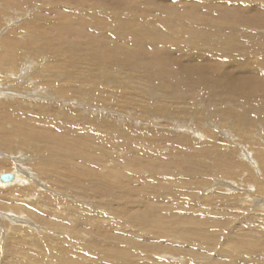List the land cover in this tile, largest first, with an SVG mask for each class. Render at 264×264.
I'll list each match as a JSON object with an SVG mask.
<instances>
[{
    "label": "rangeland",
    "instance_id": "rangeland-1",
    "mask_svg": "<svg viewBox=\"0 0 264 264\" xmlns=\"http://www.w3.org/2000/svg\"><path fill=\"white\" fill-rule=\"evenodd\" d=\"M115 57L181 112L50 95ZM0 68L51 97L0 99V174L41 184L0 187V264H264V0H0Z\"/></svg>",
    "mask_w": 264,
    "mask_h": 264
},
{
    "label": "bare ground",
    "instance_id": "bare-ground-1",
    "mask_svg": "<svg viewBox=\"0 0 264 264\" xmlns=\"http://www.w3.org/2000/svg\"><path fill=\"white\" fill-rule=\"evenodd\" d=\"M6 3V2H5ZM39 6V5H38ZM10 8V7H9ZM91 8V7H90ZM12 9V8H11ZM18 10V9H17ZM94 10V9H93ZM92 11V10H91ZM93 12V11H92ZM124 21V20H123ZM205 30V29H204ZM202 31V30H201ZM173 36V35H172ZM201 36H203V35H201ZM189 37V36H188ZM187 38V37H186ZM190 38H193V37H190ZM189 38V39H190ZM196 38H198V37H196ZM204 38V37H203ZM211 38V37H210ZM196 40V39H195ZM212 40V39H211ZM33 42V41H32ZM197 43V42H196ZM66 44V43H65ZM191 45H193L192 44V42H191ZM200 45V44H199ZM58 47V46H57ZM69 47V46H68ZM193 47V46H192ZM191 47V48H192ZM220 48V47H219ZM83 49H87V48H83ZM197 49V48H196ZM199 49V48H198ZM86 51V50H85ZM88 51V50H87ZM211 51V50H210ZM207 52H209V51H207ZM55 53V52H54ZM102 53V52H101ZM211 53V52H210ZM194 54V53H193ZM108 54H106V56H107ZM200 55V54H199ZM203 55H204V53H203ZM212 55V54H211ZM40 56V55H39ZM53 56V55H52ZM51 56V57H52ZM56 56V55H55ZM92 56V55H91ZM100 56V55H99ZM51 57H49V58H51ZM60 56H58V58H59ZM94 57V56H93ZM104 57V56H103ZM109 57V56H108ZM114 57V56H113ZM190 57H193L191 54H190ZM201 57H202V59L204 58V56H202L201 55ZM63 58H65V57H63ZM63 58H60L62 61H63ZM107 58V57H106ZM116 59H114V61L112 60V62H110V66L108 67V69L107 68H103L102 67V69L101 70H99L98 72H96V64L97 63H99L97 60L93 63V65H92V67L91 68H87V70H84L83 72H81L80 71V75H79V72H73L72 74H67V73H65V69H63L62 70V72H64L65 74L64 75H62V76H60L59 78L62 80V78L63 79H66V81H67V77H71V78H73L74 79V77H76V75L78 74L79 76H77L76 77V80L74 81L76 84H74V83H72V84H69V86L67 87V89L65 88V90H61L60 88H57V87H59L58 85H57V83L59 82V79L58 80H56L57 81V83H56V85H57V87H53L52 85V88H51V93H50V95H52V94H54V93H58L59 95H65L66 96V94H67V92H68V95H70V97H71V92H70V90H74V92L75 91H77V92H75V94H77V95H79V96H86V98H87V103L90 105V106H94V105H97V108H103V105H108V103H112V104H115V103H117L118 101L120 102V101H122L123 103H125V106L126 105H130V106H132V107H136V108H140L141 110H143L144 112H146V113H158V114H163V113H165V112H173V113H175V112H181L180 111V109H179V107L177 106V108H173V107H176L175 105L173 106V107H169V106H171V103L172 102H170V101H174V99H169L168 98V96L167 95H170V94H167V95H164V93H167V92H160L159 90H154L153 89V87H151V88H149V89H147V90H145L142 86H139V85H144L145 83H140V84H138V85H136L135 86V89H136V94L138 95V96H136V94H134L136 97H139L138 99H132V98H129L128 99V91H127V88H129L130 86V83L129 82H132V85L131 86H133V84H137V83H133L134 81V79H136V81H137V79H140V80H143V81H147V74L145 75H139V73H137V72H135V74L133 73V74H131V70H133L134 68L132 67L131 68V70L129 69L128 70V68H127V70L128 71H130V74L129 73H127L126 75H123V73L124 72H126L125 70L123 71L122 69H121V67L119 66L120 64V59H117V57H115ZM131 58V57H130ZM194 58H196V55H195V57ZM198 58H199V56H198ZM29 58H27L26 60H25V68H28V67H30V68H32L31 66H34L33 65V62L31 61V60H28ZM51 59H53V58H51ZM59 59V60H60ZM201 59V58H200ZM50 60V59H49ZM91 60V59H90ZM93 60H94V58H93ZM100 60V59H99ZM55 61H57V58L55 59ZM66 60H64L63 62H65ZM124 61H128V60H124ZM132 61V60H131ZM133 61H134V59H133ZM190 61H191V59H190ZM74 62V61H73ZM108 62V61H107ZM135 62V61H134ZM137 62V61H136ZM135 62V63H136ZM71 62H69V64H70ZM80 62H78L77 63V65L79 64ZM172 65H173V67H175V68H180L181 70H182V72H183V76H186L187 78H190V77H192L193 75H199V74H201L200 73V71L199 70H201L202 68L199 66V64H196V63H194L193 64V62H190L189 64H187V65H181L180 63H179V61L178 60H171V62H170ZM3 64H4V62H3ZM85 64H87V66H89V64H88V62L87 63H85ZM121 64H123V63H121ZM64 65V64H63ZM72 65V64H71ZM70 65V66H71ZM75 65V64H74ZM112 65L114 66V65H117L119 68H120V71L118 72L117 70H116V68H114V67H112ZM127 65V64H126ZM125 65V66H126ZM134 65V64H133ZM76 66V65H75ZM75 66H73L72 65V67L74 68V69H76L77 67H75ZM124 66V65H123ZM124 66V68H126ZM130 66V65H129ZM132 66V65H131ZM134 66H136V64L134 65ZM6 67V66H5ZM63 67V66H62ZM107 67V66H106ZM11 68V67H10ZM29 68V69H30ZM82 68V67H81ZM80 68V69H81ZM84 68V67H83ZM123 68V67H122ZM138 68V67H137ZM137 68H136V70H137ZM3 69V68H2ZM8 69V68H7ZM60 69V68H59ZM62 69V68H61ZM68 69V68H67ZM77 69H79V68H77ZM85 69V68H84ZM0 70H1V68H0ZM31 71H29V72H32V69H30ZM8 71H9V69H8ZM76 71V70H75ZM55 72H57V71H55ZM55 72H54V74H55ZM61 72V73H62ZM202 72V71H201ZM59 73H60V71H59ZM69 73V72H68ZM141 73V72H140ZM144 73V72H143ZM146 73V72H145ZM23 74V73H22ZM125 74V73H124ZM203 74V73H202ZM15 74H13V73H7V75H6V73H5V76L4 77H2L3 79H1V75H0V99H4V100H6V98H8L9 97V100L10 99H12V98H14V97H18V96H23V97H28V98H34V95L35 94H41V95H43V96H45L46 98H45V100L47 101L48 99H50L51 97H50V95L49 96H47V95H45V93H47V94H49L48 93V91H45V93H44V91L41 89V88H38L37 87V84H35L34 83V81H32V79L31 78H34L32 75H34V74H32V75H30V73L28 74V75H30V78L29 77H24L23 75H21V77H16V75L14 76ZM27 75V74H26ZM55 75H58V73L57 74H55ZM69 75V76H68ZM192 75V76H191ZM2 76H3V74H2ZM23 76V77H22ZM140 76H142V77H140ZM189 76V77H188ZM201 76V75H200ZM204 76V75H203ZM197 77V76H196ZM195 77V78H196ZM202 77V76H201ZM199 79V78H198ZM202 79V78H201ZM204 79V78H203ZM202 79V80H203ZM222 78H220V80H221ZM139 80V81H140ZM53 81V80H52ZM158 82H160V84L162 83V81L161 80H157ZM216 81H218V80H214V81H212L213 82V86L215 85V86H221L223 89H225L226 87H225V85H222V84H220L219 82L217 83ZM223 81V80H222ZM226 81V80H225ZM228 81V80H227ZM237 81V80H236ZM51 82V81H50ZM71 82V81H70ZM106 83V85H103V83ZM141 82V81H140ZM204 82V81H203ZM212 82H210V83H212ZM61 83H62V81H61ZM148 83V82H147ZM152 82H150L149 84H151ZM54 84V83H53ZM59 84V83H58ZM84 84H86L88 87V89H89V91L90 92H92L94 95H95V97L93 98V101H97V102H100V104L101 105H98L97 103H95V104H92V100L90 99V97H92V95L89 97V94H91V93H89V94H87L86 92H89L88 91V89L86 90L85 88H83V89H80L79 87L80 86H82V85H84ZM148 84V85H149ZM157 84V83H156ZM166 84V83H165ZM173 84V83H172ZM205 84H206V82H205ZM232 84V83H231ZM55 85V86H56ZM62 85V84H61ZM66 85H67V82H66ZM204 86V85H203ZM227 86V85H226ZM229 86V85H228ZM227 86V88H229ZM50 87V86H49ZM63 87H65V86H63ZM156 87H161V90L163 89V90H166L167 89V87L168 86H166V85H162V86H156ZM171 87V86H170ZM204 87H209V86H204ZM130 88H132V87H130ZM172 88H175L174 86L172 87ZM220 88V87H219ZM133 90H134V88H132ZM210 89V88H209ZM217 89V91H218V88H216ZM221 89V88H220ZM219 89V91H221V92H226V90H224V91H222V89L220 90ZM229 89H231L232 91H234V93L235 92H237V93H239V92H241L242 93V90H240L239 89V87H238V85H233L232 87H230ZM132 90V91H133ZM170 90V89H169ZM169 90H167V91H169ZM178 90V89H177ZM231 90H228L229 92L231 91ZM79 91V92H78ZM157 91H159V92H157ZM202 91V90H201ZM205 91H208V90H206L205 89ZM211 91V90H210ZM216 91V90H215ZM227 91V92H228ZM129 93H130V91H129ZM210 93H214V92H210ZM210 93H209V95H210ZM217 93V92H216ZM237 93H235L236 95H238ZM240 93V94H241ZM246 93V92H245ZM72 94H74L73 92H72ZM74 94V95H75ZM218 94V93H217ZM216 94V95H217ZM226 94V93H225ZM67 95V96H68ZM172 95V94H171ZM212 95V94H211ZM215 95V96H216ZM221 95V94H220ZM223 95H224V93H223ZM55 97H59V96H56V95H54ZM53 96V97H54ZM134 96V97H135ZM222 96V95H221ZM227 96V95H226ZM232 96V95H231ZM241 96V95H240ZM4 97V98H3ZM169 97H172V96H169ZM175 97H177V96H175ZM179 97V96H178ZM242 97V96H241ZM241 97H240V99H241ZM100 98V99H99ZM245 98V97H244ZM247 98V97H246ZM254 98V97H253ZM23 99V98H22ZM90 99V100H89ZM248 99V98H247ZM13 100V99H12ZM178 100V99H177ZM249 100V99H248ZM247 100V101H248ZM7 101V100H6ZM5 101V102H6ZM54 101H56V100H54ZM58 101V100H57ZM62 101V100H61ZM76 101V100H75ZM84 101V100H83ZM253 101V100H252ZM52 102V101H51ZM50 102V103H51ZM59 102V101H58ZM170 102V104H168ZM175 102H176V100H175ZM121 103V102H120ZM177 103V102H176ZM179 103V102H178ZM177 103V104H178ZM226 103V102H225ZM62 104H65V103H63L62 102ZM76 104V103H75ZM82 104V103H81ZM180 104V103H179ZM252 104V103H251ZM169 105V106H168ZM96 107V106H95ZM124 107V106H123ZM62 108V107H61ZM91 108V107H90ZM92 109V108H91ZM104 109V108H103ZM93 112H95V111H93ZM96 113V112H95ZM170 114V113H169ZM224 114V113H223ZM223 114H222V116H223ZM225 116V115H224ZM243 117V116H242ZM4 122H6V121H4ZM1 123V122H0ZM2 123H3V121H2ZM96 126V125H95ZM184 126V125H183ZM1 128V127H0ZM216 128V127H215ZM2 129V128H1ZM13 129V128H12ZM97 129V128H96ZM82 130V129H81ZM4 131V130H3ZM94 132V131H93ZM69 133V132H68ZM97 135V134H96ZM72 138V137H71ZM24 140V139H23ZM51 140V139H50ZM13 143V142H12ZM51 143V142H50ZM4 144H6V143H4ZM10 145V144H9ZM18 145V144H17ZM24 145V144H23ZM48 145V144H47ZM97 146V145H96ZM95 146V147H96ZM107 147V146H106ZM47 148H49V147H47ZM102 148V147H101ZM50 149H52L51 147H50ZM12 150H17V147H15V146H13L11 149H10V151H12ZM48 150V149H47ZM53 150V149H52ZM57 150V149H56ZM71 151V150H70ZM47 152V151H46ZM54 152V151H53ZM17 153V152H16ZM73 153V152H72ZM59 154V153H58ZM2 155H4V154H1V156ZM25 155V154H24ZM23 155V153L22 152H19V153H17V154H10V155H8L7 157L8 158H10L11 159V161L13 162V164H14V166H15V171H14V173H12L13 174V179L11 180V181H9V182H2V181H0V187H7V186H11V185H13V184H15V183H17L18 182V180H20V181H22V182H20V183H18V184H23V183H25V181L26 182H28L29 184H28V186L29 187H31V188H33V189H35V190H39V188L41 187V184H40V182L38 181V180H36L35 178H34V174L30 171V170H28L27 168H26V166L24 167V166H22V165H25V161L26 162H29L30 160H26ZM49 155H55V154H49ZM105 156V155H104ZM21 157V158H20ZM75 157V156H74ZM124 158V157H123ZM9 159V160H10ZM51 159V158H50ZM74 160V159H73ZM90 160V159H89ZM107 160V159H106ZM128 160V159H127ZM95 161V160H94ZM101 161V160H100ZM130 161V160H129ZM76 162H78V161H76ZM96 162V161H95ZM48 163V162H47ZM97 163V162H96ZM107 163V162H106ZM90 164V163H89ZM112 164L113 163H111V165L110 166H108V165H104V167H101L100 169H102L101 170V174L100 175H102V177H100V178H103L104 177V179L102 180V181H105L106 182V180H110V177H109V175H108V173L110 172V173H112L114 176L116 175V173L114 172V168L112 169L111 168V166H112ZM129 165V164H128ZM127 165V166H128ZM97 167V166H96ZM130 167V166H129ZM89 176V175H88ZM116 177V176H115ZM124 177V176H123ZM91 178H93V177H91ZM167 178V177H166ZM38 179V178H37ZM106 179V180H105ZM24 180V181H23ZM97 180V179H96ZM98 181V180H97ZM109 183H110V181H109ZM151 186H149V187H147L146 189H148V188H150ZM165 188V187H164ZM79 192V191H78ZM77 192V193H78ZM92 192V191H91ZM34 197V196H33ZM99 206V205H98ZM87 208V207H86ZM89 211H90V209H88ZM88 210H86V211H88ZM93 210V209H92ZM176 211V210H175ZM85 212V211H84ZM174 212V211H173ZM91 213V212H90ZM93 213H95V212H93ZM0 214H2V213H0ZM88 214V213H87ZM92 214V213H91ZM17 215V214H16ZM90 216V215H89ZM93 216H95V214H93ZM97 218V217H96ZM9 219V218H8ZM28 219V218H27ZM98 219H99V217H98ZM175 219H176V217H175ZM91 220V219H90ZM89 220V221H90ZM91 222V221H90ZM87 223V222H86ZM93 223H98V221L97 222H93ZM31 224V223H30ZM26 229V228H25ZM30 230H31V228H30ZM30 230H28V231H30ZM170 231V230H169ZM169 233H171V232H169ZM48 234V233H47ZM30 236V235H29ZM42 239V238H41ZM41 241V240H40ZM31 242V241H30ZM43 242V241H42ZM32 245V244H31ZM36 249V248H35ZM26 252V251H25ZM30 252V251H29ZM19 253V252H18ZM19 255V254H18ZM25 255V254H24ZM51 256V255H50ZM28 259V258H27ZM33 264V263H32Z\"/></svg>",
    "mask_w": 264,
    "mask_h": 264
},
{
    "label": "water",
    "instance_id": "water-1",
    "mask_svg": "<svg viewBox=\"0 0 264 264\" xmlns=\"http://www.w3.org/2000/svg\"><path fill=\"white\" fill-rule=\"evenodd\" d=\"M13 179V174L11 173H2L0 174V181L9 182Z\"/></svg>",
    "mask_w": 264,
    "mask_h": 264
}]
</instances>
